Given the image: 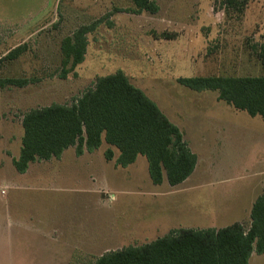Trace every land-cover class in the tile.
Here are the masks:
<instances>
[{
    "label": "rangeland",
    "instance_id": "374dc122",
    "mask_svg": "<svg viewBox=\"0 0 264 264\" xmlns=\"http://www.w3.org/2000/svg\"><path fill=\"white\" fill-rule=\"evenodd\" d=\"M153 1L157 14L137 15L133 0H0V79L30 81L0 88V264H94L182 229L237 222L225 194L258 167L254 156L264 159V120L178 79L264 76V0ZM97 21L84 61L62 79L63 39ZM19 46L26 52L6 60ZM117 71L179 126L197 157L193 177L155 185L144 156L119 167L105 140L93 153L78 157L71 147L19 173L24 115L71 105ZM213 193L223 195L214 207L227 212L215 214L212 203L205 210L204 194Z\"/></svg>",
    "mask_w": 264,
    "mask_h": 264
},
{
    "label": "trees",
    "instance_id": "16d2710c",
    "mask_svg": "<svg viewBox=\"0 0 264 264\" xmlns=\"http://www.w3.org/2000/svg\"><path fill=\"white\" fill-rule=\"evenodd\" d=\"M133 3L134 14L159 12L153 0ZM100 24L97 21L63 39L62 79L84 61L86 36ZM24 52L26 47L19 46L6 55V60H16ZM178 83L195 92L216 91L219 100L264 120V76L191 77L179 78ZM28 84V79H0V88ZM22 125V148L13 162L19 173H26L31 163L61 158L71 147L76 148L77 156L93 153L103 140L118 149L119 167L126 168L144 156L155 185H162L166 179L170 186H178L197 165L181 129L122 71L98 77L94 86L71 105L31 110L24 115ZM105 156L107 160L114 158L111 148ZM251 221L249 229L237 223L222 229H182L140 247L106 253L94 264H249L254 252L264 255V189L253 206Z\"/></svg>",
    "mask_w": 264,
    "mask_h": 264
},
{
    "label": "crops",
    "instance_id": "0c3cea01",
    "mask_svg": "<svg viewBox=\"0 0 264 264\" xmlns=\"http://www.w3.org/2000/svg\"><path fill=\"white\" fill-rule=\"evenodd\" d=\"M168 119L170 120L169 117H168ZM170 121L172 122V120H170ZM188 146L190 148L189 144H188ZM73 148H75V147H73ZM75 152H76V148H75ZM85 153H89V152L86 151V152H84V154ZM82 156H78V157H82ZM253 160L256 163V166H258V167L253 169L252 172L247 170L246 177L241 178L242 176L238 175L237 176V191L229 192V193H227L228 195L225 194V198H224L228 202V204L231 206V208H230V209H232L231 211H233L234 206L237 207L236 209H237V218L238 219H237V222H235L234 224H236V223L240 224V225L244 226L246 229H249L251 226V222H252L251 221V212H252L253 206H254L256 200L262 195L263 189H264V159H262V157L257 155V157L256 156L253 157ZM197 167H198V162H197ZM197 167L195 168L193 174L182 184H185L186 182H188V180H190L193 177V175L196 172ZM211 172L212 171H210V173ZM241 180L243 181V184H242L243 186L238 187L239 186L238 182ZM182 184H180V185H182ZM180 185H178V186H180ZM175 187H177V186H175ZM222 197H223V195H220L219 193L218 194L213 193V194H209V195L204 194L203 205L206 204V205H204L205 210L207 209V206H209V204L212 203L211 204L213 207L212 209L215 212V214L219 213L221 215V213L227 212L226 209L221 210V207H214V202H219V204H221V206H222V204H223V199H221ZM210 211H211V208L208 210V212H210ZM243 215H245V216H243ZM216 229H218V228H216ZM260 256L261 255H258L254 252L250 258L249 264H252V261L254 263L260 264V260H259Z\"/></svg>",
    "mask_w": 264,
    "mask_h": 264
}]
</instances>
